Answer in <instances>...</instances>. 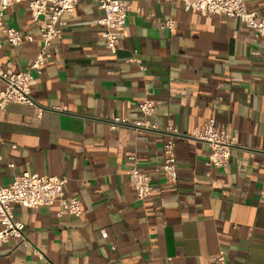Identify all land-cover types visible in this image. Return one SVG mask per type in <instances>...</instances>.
Here are the masks:
<instances>
[{
    "label": "crops",
    "instance_id": "crops-1",
    "mask_svg": "<svg viewBox=\"0 0 264 264\" xmlns=\"http://www.w3.org/2000/svg\"><path fill=\"white\" fill-rule=\"evenodd\" d=\"M28 1L4 12V26L33 41L10 45L0 30L3 69H26L39 49ZM244 3L264 13V0ZM128 5L110 54L96 23L102 12L78 0L30 86L34 105L0 111V186L25 171L65 178V197L81 207L75 217L57 203L13 206L30 247L9 239L0 264H264V41L234 18L204 16L180 0ZM147 90L158 130L109 129L111 116L141 118ZM210 118L229 126L228 161L208 167L207 144L175 138L177 178L166 182V124L185 133ZM133 166L150 178L143 200L127 182Z\"/></svg>",
    "mask_w": 264,
    "mask_h": 264
},
{
    "label": "built area",
    "instance_id": "built-area-1",
    "mask_svg": "<svg viewBox=\"0 0 264 264\" xmlns=\"http://www.w3.org/2000/svg\"><path fill=\"white\" fill-rule=\"evenodd\" d=\"M21 0H0V30L4 34V42L10 45H19L31 42L33 38L23 34L18 29L4 26L2 18L8 6ZM183 8L193 10L204 16L221 15L234 18L244 27L252 30L254 36L264 41V13L255 9H247L244 0H180ZM97 8L102 12L96 23L101 27L100 37L104 48L115 54L118 49V34L125 23L129 5L128 0H94ZM78 0H29V14L36 23L39 32V49L31 60L29 66L20 71L3 69L0 65V79L3 88L0 91V111L4 110L10 102L34 105L30 95V86L35 82L36 76L41 74L42 66L50 58V45L54 39L61 36L63 16L71 15ZM173 21L166 20L163 27L172 30ZM2 42H0L1 46ZM143 67V66H142ZM147 90L146 97L138 103L141 118L127 120L117 116L108 119L109 129L118 126H129L138 131H157V124L150 118L154 113L156 101ZM41 110H36L39 116ZM227 124L215 125L214 119H208L199 126L193 127L189 132H180L172 123H167L163 131L167 139L162 144V163L160 170L168 183H175L177 178L176 154L174 148L175 138H189L207 144L209 150L206 154L205 165L218 168L225 164L231 153L234 141L228 133ZM3 140L0 136V147ZM15 145H11L14 148ZM2 155L0 153V160ZM11 165V164H9ZM128 184L134 190L137 200L145 199L151 190L150 178L143 171L133 166L127 170ZM65 178L53 175L38 174L35 172H22L15 176L6 186H0V245L9 239H14L19 245L30 247L23 234L24 224L16 220L13 206L19 205L27 208L49 206L57 203L61 210L71 216L78 217L81 213L80 203L75 197H65L63 185ZM221 252L216 256L217 261L223 260Z\"/></svg>",
    "mask_w": 264,
    "mask_h": 264
}]
</instances>
